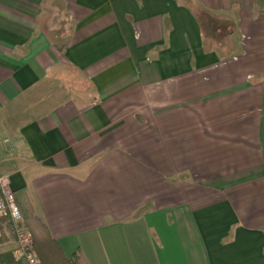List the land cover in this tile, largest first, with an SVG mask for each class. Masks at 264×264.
<instances>
[{
    "label": "crops",
    "instance_id": "0c3cea01",
    "mask_svg": "<svg viewBox=\"0 0 264 264\" xmlns=\"http://www.w3.org/2000/svg\"><path fill=\"white\" fill-rule=\"evenodd\" d=\"M0 174L67 257L264 264V0H0Z\"/></svg>",
    "mask_w": 264,
    "mask_h": 264
},
{
    "label": "trees",
    "instance_id": "16d2710c",
    "mask_svg": "<svg viewBox=\"0 0 264 264\" xmlns=\"http://www.w3.org/2000/svg\"><path fill=\"white\" fill-rule=\"evenodd\" d=\"M19 209L24 219V225L29 229L20 206ZM37 220L40 221L38 216ZM0 224L2 226L0 231V264H28L25 259L14 258L13 254L18 247V241L11 218H4ZM41 226L44 228L41 231V235L32 234L30 231L33 237V249L39 255L40 264H88L84 255L80 252H75L71 257H67L58 241L48 231L46 224L44 225L41 222Z\"/></svg>",
    "mask_w": 264,
    "mask_h": 264
},
{
    "label": "built area",
    "instance_id": "2783aa9c",
    "mask_svg": "<svg viewBox=\"0 0 264 264\" xmlns=\"http://www.w3.org/2000/svg\"><path fill=\"white\" fill-rule=\"evenodd\" d=\"M10 217L13 223L18 247L14 252L15 259H25L28 264H40V258L33 249V237L24 225V219L16 202L14 191L10 185V178L0 174V223Z\"/></svg>",
    "mask_w": 264,
    "mask_h": 264
},
{
    "label": "rangeland",
    "instance_id": "374dc122",
    "mask_svg": "<svg viewBox=\"0 0 264 264\" xmlns=\"http://www.w3.org/2000/svg\"><path fill=\"white\" fill-rule=\"evenodd\" d=\"M1 228H2V226H1V224H0V231H1Z\"/></svg>",
    "mask_w": 264,
    "mask_h": 264
}]
</instances>
